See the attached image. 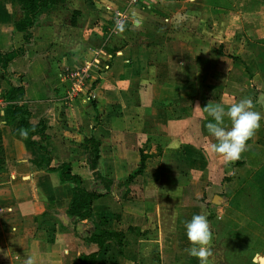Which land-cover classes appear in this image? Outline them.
Masks as SVG:
<instances>
[{"label":"crops","instance_id":"obj_1","mask_svg":"<svg viewBox=\"0 0 264 264\" xmlns=\"http://www.w3.org/2000/svg\"><path fill=\"white\" fill-rule=\"evenodd\" d=\"M122 10L121 33L115 22ZM132 11L143 17L139 29L132 27ZM20 17L17 5L0 0V53L23 44L15 28ZM31 33L10 74L0 71V264H24L29 255L38 264H75L80 254L97 250L82 241L90 221L68 214L72 185L38 167L40 151L17 132V122H6L9 82L24 86L21 104L31 123L46 125L45 140L33 138L50 150V167L69 163L91 183L87 152L94 146L83 144L91 137L100 142L98 169L115 184L93 205L90 220L113 216L112 227L125 237L122 252L108 242L98 264H153L144 256L154 249L156 264H199L186 251L184 228L195 214L209 221V253L215 237L221 240L219 264H261L264 256L255 258V246L241 241L251 229L232 236L220 221L224 211L203 203L213 204L215 195L238 211L247 202L264 203V0H154L131 7L126 0H58L40 12ZM84 66L91 77L84 92L65 101L70 81L62 75ZM243 98L253 101L261 127L236 160L240 165L226 164L208 150L215 141L203 108ZM141 153L147 155L142 175L118 186ZM215 187L230 199L212 193ZM251 209V218L264 224V211L258 216ZM216 262L209 255L207 264Z\"/></svg>","mask_w":264,"mask_h":264},{"label":"trees","instance_id":"obj_2","mask_svg":"<svg viewBox=\"0 0 264 264\" xmlns=\"http://www.w3.org/2000/svg\"><path fill=\"white\" fill-rule=\"evenodd\" d=\"M57 1L58 0H11L12 4L17 5L21 11V17L15 22V28L22 33L23 44L9 52L0 53V71L2 75H9L8 68L11 62L25 54V46L29 45L31 42V28L34 26L40 12L44 8L54 5ZM8 86L3 97V101L6 104L4 113L6 122H17V132L19 134L22 132L27 133L23 136L40 151L39 161L36 163L38 167H43L50 172H57L61 182L70 183L72 185V198L68 214L73 217L76 222L89 220L92 226V231L82 238V241L84 244L97 245V250L87 254H80L75 264H98V259L108 242H112L121 253L125 231L112 227L113 216H100L94 220H90L92 217L93 205L110 193L113 184H115L114 179L104 176L98 169L101 159L99 140L93 137L86 138L83 144L85 149H88L87 146L90 144L94 146L93 149L89 146L87 152V164L92 171L94 177L93 182L87 183L81 176L73 173L72 165L69 163H64L57 168L50 167L52 161L50 150L43 143L33 138L34 136H40L41 140H45L46 125L43 121H39L35 125L31 123V111L21 104L24 100V86H15L10 82ZM248 142L249 140L246 143ZM146 158L147 155L141 153L137 168L125 180L119 181L117 185L121 186L131 183L137 176L142 175ZM236 165H240L239 161H236ZM230 179L231 177L227 180ZM209 218H212V216L210 215Z\"/></svg>","mask_w":264,"mask_h":264},{"label":"clouds","instance_id":"obj_3","mask_svg":"<svg viewBox=\"0 0 264 264\" xmlns=\"http://www.w3.org/2000/svg\"><path fill=\"white\" fill-rule=\"evenodd\" d=\"M132 27L139 29L143 24V17L136 11L131 12ZM126 22L116 20L115 28L118 32L125 31ZM204 111L211 117L206 129L213 143L208 145V150L220 156L227 163L238 160L245 150L246 142L261 127L262 116L254 110L253 101L249 98L240 99L228 106L221 103H208ZM26 135L27 133H21ZM185 235L189 242L187 253L199 260V264H207L209 257V242L212 232L209 221L205 215L195 214L184 224ZM24 264H38L35 255H29Z\"/></svg>","mask_w":264,"mask_h":264},{"label":"rangeland","instance_id":"obj_4","mask_svg":"<svg viewBox=\"0 0 264 264\" xmlns=\"http://www.w3.org/2000/svg\"><path fill=\"white\" fill-rule=\"evenodd\" d=\"M233 189V188H232ZM212 193H221L222 196H226L228 199L229 196L227 194V192L225 190H221L220 188H212ZM250 195V193H249ZM204 204H207V206L209 205V209L211 211H215L217 214L221 215L222 214V210L224 211L225 214H223L222 216V220H220L224 225H227L229 228V232L232 234L233 236V232L235 233V231H241L242 229H248L252 232L242 235L241 236V241L244 243H247L246 245L250 246H255L253 251L254 257L257 258V256H264V224H262L260 222L259 219H257V217L255 218H251L250 216V209L251 208H255L256 210V214L258 216H260L258 211H264V203L263 202H257L255 203L256 207H250L251 203H246L243 204V211H238L241 209L240 206H237L235 202L229 203L228 201L226 202L225 200L223 201V199L219 200V204H211V203H206L204 202ZM249 207V209H248ZM238 208V210L236 209ZM252 210V209H251ZM261 221L264 223V217L261 218ZM235 236V235H234ZM150 238H153V236L151 235ZM218 238V236L215 237V242L212 243L211 245V250H210V257L212 258V260L214 262H216V264H219L221 261V257L223 256V252L224 250H221L220 247V242L221 240ZM157 251L156 249L149 251V255L146 254V256H144V259L147 258H151L153 257V264H156V261H154V257L155 259L157 258ZM234 251H231L230 255H232ZM231 260V259H229ZM215 264V263H214Z\"/></svg>","mask_w":264,"mask_h":264},{"label":"built area","instance_id":"obj_5","mask_svg":"<svg viewBox=\"0 0 264 264\" xmlns=\"http://www.w3.org/2000/svg\"><path fill=\"white\" fill-rule=\"evenodd\" d=\"M154 0H126L127 7L137 6L140 4H150ZM126 13L124 10L117 11L116 20H123ZM110 31H114V28H111ZM89 66H84L82 68H68L65 70L62 78L64 81H70L69 89L66 93L65 101L71 102L77 98L82 92H84L85 85L89 82L90 74L88 72Z\"/></svg>","mask_w":264,"mask_h":264},{"label":"water","instance_id":"obj_6","mask_svg":"<svg viewBox=\"0 0 264 264\" xmlns=\"http://www.w3.org/2000/svg\"><path fill=\"white\" fill-rule=\"evenodd\" d=\"M221 199V196H219V195H215L214 196V198H213V200H212V203L213 204H219V200ZM258 261L261 263V264H264V257H259L258 258Z\"/></svg>","mask_w":264,"mask_h":264}]
</instances>
